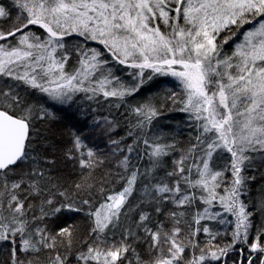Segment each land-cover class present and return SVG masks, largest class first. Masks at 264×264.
<instances>
[{"label":"snow or ice","instance_id":"obj_1","mask_svg":"<svg viewBox=\"0 0 264 264\" xmlns=\"http://www.w3.org/2000/svg\"><path fill=\"white\" fill-rule=\"evenodd\" d=\"M0 264H264V0H0Z\"/></svg>","mask_w":264,"mask_h":264},{"label":"trees","instance_id":"obj_2","mask_svg":"<svg viewBox=\"0 0 264 264\" xmlns=\"http://www.w3.org/2000/svg\"><path fill=\"white\" fill-rule=\"evenodd\" d=\"M90 46L95 47L97 45L90 42ZM159 80L161 81V83H157V84L151 86L150 89L146 88L145 91L142 93V95H147L149 91L159 90L164 85H166L168 87L173 86V82H172L170 77L169 78L161 77V78H159ZM60 107L61 106H56L57 109H59ZM57 115H58L59 119L51 125V129H52V131L55 132L58 143H65L67 141V137H66L65 133L67 132V130L69 128L79 129V130L84 131L86 133L89 131V129L87 128L88 120L85 119V117L81 116L78 112L71 110V109H67L65 107V108H63V110L57 111ZM183 119H184L183 114L178 113V112H173V113L167 114V117L163 121V123L167 124V123L171 122L173 125H175L177 122H179ZM165 130H167V129H165ZM59 168L61 171L65 172V173L70 171V166H68L66 164H61L59 166ZM260 184H261V181L259 180V178L257 179L256 182H254L252 184V193H251L252 198L257 197V195H258L257 190H258ZM260 220H261V217L259 214H257L255 217V221L257 223H259ZM138 251H140L141 254H143L144 246L141 245L138 248Z\"/></svg>","mask_w":264,"mask_h":264}]
</instances>
